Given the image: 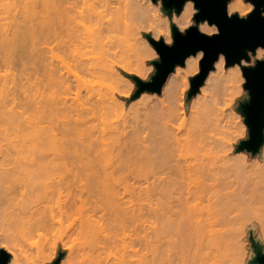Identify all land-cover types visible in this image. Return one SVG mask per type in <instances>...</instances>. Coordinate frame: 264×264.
Instances as JSON below:
<instances>
[{"label":"bare ground","instance_id":"6f19581e","mask_svg":"<svg viewBox=\"0 0 264 264\" xmlns=\"http://www.w3.org/2000/svg\"><path fill=\"white\" fill-rule=\"evenodd\" d=\"M7 1H9V6H13L12 8L15 9L16 13L11 18H8L9 13L5 14L8 17L4 21L0 9V68L4 65L5 68L8 67V70L9 67L13 68L20 64V66L22 65L20 67L21 71L25 68L23 70L25 75L29 69L37 71L36 73L42 70L44 74H48L51 83L60 84L67 92L71 89L70 74L74 76L77 82L85 76H98L106 81V85L111 87L113 91L116 88L121 93L127 92L122 86L130 84V80L121 75L117 68H121L124 70L123 72L136 74L143 79L149 73L145 63L146 58L149 53H155L154 47L146 38L142 37V34L150 32L153 38L158 39L161 37L165 43H171V24L183 31L192 23L191 15L195 10L192 0H185L181 10L179 12L173 11L170 15L165 12L163 7L161 8L160 0ZM249 2L228 0L227 12L230 14L236 11L238 15L243 16L252 7ZM197 26L201 31L207 33L217 31L215 24H209L205 20L199 21ZM263 51L264 47L258 46L255 49V57H260L264 53ZM201 53L202 51L198 50L195 54H189L186 56L183 65L176 64L174 69L168 73L161 87L160 105H153V102H149V99H146L145 96L141 98L144 109L140 113L144 117L145 129L150 126L151 112L154 111L155 113L157 111L155 113L156 121L154 118L156 122L154 133L157 135H153L154 143H151V145L153 152L160 150L154 152V155L150 152L152 150L149 144L152 138L150 141L148 139L150 137L147 138L150 129H147V134L142 137L143 139L140 138V145L137 144L149 161V168L151 167L149 172L139 168L142 165L138 166L141 162L138 161L140 159L136 160V163L135 160H132L135 157H131L129 162L128 160L125 161L126 149L122 151L121 148H116L118 153L115 151L114 146L112 148L110 146L108 150L100 146L101 149L97 145L100 144L101 138L100 140L97 139L99 140L97 144L95 141L94 144L83 137L81 140L84 143L79 140L78 120L79 116L82 115L81 112L85 110L82 109L83 107L67 106L66 101L61 98L55 100L52 97L45 101V104L41 107V113L34 117H26L15 110L11 111L4 122L6 125L13 127L17 139L11 148H5L9 163L7 168L0 170V226L2 227L0 228V235L5 232L6 225H8L9 230L11 228L10 234L5 232L9 241L8 245L0 247L9 254L5 264H34L36 258L46 257L47 244L51 243L52 245L57 240L55 238L54 241L53 238L49 240L46 234L51 233L56 236V230L60 227L57 228V226L61 225L62 216L73 211V209L86 210L85 217L76 219L77 221L72 226V232H76L83 239L79 244H76L71 236L70 239L66 236V239L59 237V239H62L61 246L67 251L66 256H63L64 259L63 257L60 258L59 263L63 259L60 264H122L123 262H129V259L124 257L113 260L107 255V250L119 249L120 246L121 249L126 251L127 246H129L128 248H133L134 245L143 247L151 240L147 235H143L140 229L146 223V212L142 207L134 208L135 210L126 208L127 201L124 199L127 196L148 201L151 199L160 200L159 208L150 207L149 213L151 215H148L149 218H155V220L163 222L178 232L189 234L199 228L206 227L208 223L211 225L214 223L215 225L220 216L219 213L216 212L207 216L196 214L189 210L190 204L196 198H212L215 195L218 196L217 200L220 202L219 200L225 194L220 195L222 198L219 199L220 196L216 192L219 191L217 193H220L222 188L219 189L220 186L216 187L215 184L218 180L224 178L225 172L233 165L238 166L239 205L245 197L243 202H246L249 209L254 210V213L257 211L256 213L262 218L264 217V142L259 148L258 154L260 155L253 159L248 154L240 152L242 150H238V157H230L233 159L232 164H230L228 163L230 160H227L228 155L223 154V166L218 168L205 166L203 169L206 170L203 171V177L202 175H197L202 178L196 176L197 179L199 178L196 185L186 182V179L191 177L193 170L182 164L183 161L175 160L177 154L175 156L174 146L177 145L179 140L181 142L180 135L178 136V133H176L178 128L175 125L181 117L180 108L183 107V103H180V101L185 97L184 93L189 85V76L198 71V59L201 57ZM252 59L254 60V58ZM245 63H248V61L242 58L240 62L225 64L222 53L214 61L213 68L208 71L203 83L199 86V90L194 94L195 96L198 93L197 96L206 101L208 89L222 81L224 84L223 96L221 101H211L209 103L208 108L211 114L214 111H220L217 106L227 100L226 97L230 98L240 90L241 82L244 79L241 66ZM178 65L183 67H178ZM64 70L67 71V76L62 72ZM57 72L60 76H57ZM15 81L17 80L15 79L14 83ZM15 84L18 87L21 83ZM15 86L10 88V92L14 94V101L17 98L21 102L23 100L29 101L31 98L30 92L22 91L24 96L19 95L20 97H18L14 92L21 89L22 85L17 89H15ZM35 91V95L43 93L38 86ZM178 91L181 92L180 95ZM128 92L130 91L128 90ZM111 98L113 99L109 101V104L116 107L119 103H117L118 100L112 96ZM97 99L99 101V96ZM166 99L168 102H166ZM1 122L2 117L0 114V126ZM109 129H112L109 131L110 134L113 133L114 135L116 132V134L120 133L116 131L117 129L122 128ZM113 129H115V133L111 132L114 131ZM136 132L138 131L135 130L134 133ZM125 137L127 136L125 135ZM130 141L133 142L134 140ZM1 142L2 138L0 137V149H2ZM137 145L136 148H138ZM179 150L181 151V149ZM88 153L90 156L93 153L92 158L96 156L95 159H97L98 154L102 158L98 155V161L94 159L90 161L91 158L86 157ZM83 154L84 156H81ZM82 157L88 158L89 161H87L88 159L87 162L82 160ZM93 160L94 163L97 161L95 164L99 162V166L91 164ZM79 161H83L84 164ZM112 164L114 165L112 166ZM197 171L199 172V170ZM197 171H194L193 174H198ZM116 173L119 176H116ZM129 178H133L134 182H129ZM135 184H139V186L135 187ZM120 188L122 193L126 194H119L121 192ZM100 191L101 193L105 192L108 198L115 201V212L108 214L106 218L105 215L98 217L96 213ZM128 193L129 195H127ZM221 207L224 208V205ZM241 208L243 209L242 206ZM217 215L218 217H216ZM67 217L71 218V216ZM215 218L216 220H213ZM104 219L109 223L115 222L123 232L128 226L132 227L131 231L134 237L131 239L132 241L127 242L125 240L128 238L126 233L120 239L121 243L117 240V237L100 238L98 227L102 228L99 224ZM219 219H222V216ZM261 221L263 219H260V223ZM10 222L13 224L17 222L14 225L16 230L10 227L13 226ZM18 224L21 225V230ZM262 225L261 227H263ZM12 228L15 232L12 231ZM35 229L36 232L40 230L38 232L39 239L41 237L46 239H42V242L40 240L31 242L30 245L35 250L30 248L33 250L28 251L25 245L29 243L31 233ZM218 237L216 238L218 239ZM178 247L183 250L185 241L182 240ZM54 254L55 251L52 250V256ZM129 264H132V262L130 261Z\"/></svg>","mask_w":264,"mask_h":264},{"label":"rangeland","instance_id":"374dc122","mask_svg":"<svg viewBox=\"0 0 264 264\" xmlns=\"http://www.w3.org/2000/svg\"><path fill=\"white\" fill-rule=\"evenodd\" d=\"M6 1L7 0H1V2H0V4H1L0 9H1V12L3 15L2 18H4V21L7 20L6 18L8 16H9L8 18H11V16L16 13L15 9L12 8L13 6H11V5H10L11 7L9 6V1H7V2ZM244 1L249 2L248 0H244ZM249 3H251V2H249ZM161 8H162V1H161ZM252 8H253V4H252L251 9ZM195 10H197V9L195 8ZM195 10H194V12H195ZM10 12H11V14H10ZM194 12L191 15V18H192L191 24L195 23L194 19H193ZM233 12H236V11H233ZM5 14H8V16H6ZM164 14H166V13H164ZM246 14L247 13H245V15ZM202 32H205V31H202ZM146 33H149L150 35H151V33L150 32H144L142 34V37L147 39V37L145 36ZM205 33H207V32H205ZM148 42L150 43L149 40H148ZM151 46H152V44H151ZM201 55H202V53H201ZM249 56H250L249 60H247L248 63H245V64H253L255 62V58H260V57L263 58L264 53H262V55L260 57H255V53H251L249 51ZM24 57H26V56H24ZM22 58H23V56H22ZM157 58H158V53L156 52V50H155V53H149L148 54L145 63H146V67H147L149 73H148L147 77H145L146 79L143 78V80L149 79L151 74L154 73L155 67H154V64L152 63V60L157 59ZM200 58L198 59V67H199ZM252 58H254V60ZM23 59H25V58H23ZM26 59H27V57H26ZM251 59H252V62H251ZM21 66H20V64H18L16 67H13V68L9 67L8 70H7L8 67L5 68L4 65L0 68V114L2 117V122H1V126H0V137L2 138V142H1L2 149H0V170L7 168L8 167L7 164L9 163L8 154L6 153L5 148H11L14 145L15 140L17 139L15 136V132L13 130V127L10 125H6V123L4 122V119L10 115L12 110L20 112L26 117L27 116L28 117H34V116L38 115L39 113H41V109H42L41 107L43 106V104H45V101L49 100L50 98L53 97L55 100H58L59 98H61L63 101H66L67 106H71V107L80 106L81 108L83 107L82 109H85V110H83L84 113L81 112L82 115L80 114L81 117L79 116V120H78V127H79L78 128L79 129L78 135L80 138V139L78 138L79 140H81V138L83 137L84 139L86 138L89 141H92L93 143L95 141V143L97 144L101 138V140L99 141L100 144L99 143L97 144L99 146V148L102 147V148H106V150H108L110 146H111V148L114 146L115 151H116V148H118V149L121 148L122 151L126 149L125 151H127V152H125L124 160L125 161L128 160V162H129V160H131V157H135L134 159L132 158V160H135V163H136L137 162L136 160L140 159L138 161H141V162H139L138 166L140 164H142L143 166L140 165L139 168L146 170V172L148 170V172H149V169L151 168V167L149 168V165H148L149 161H148V159H146V156L142 153V149L138 145H140L139 144L140 138L143 139L142 137L145 134H147V129L148 130L150 129L148 131V136H147V138L150 137V138H148L149 141L153 137V135H157L154 133V128L156 127L155 121L157 118V117L155 118V116H156L155 113H157V111H155V113H154V111L151 112V115H150L151 119H149V125L150 126L149 127L146 126L147 128L145 129L144 125H146V124L144 122L143 114H141L143 109H144L142 107L143 102H142L141 98L145 96L146 99H149V102H151V103L153 102V105H157V104L160 105V103H161L160 102V94L162 93L161 90H160V92L144 90V91H142L143 93L140 96L138 95L139 97L136 96V97L132 98V94L136 88L135 81L132 78L133 73L132 74L127 73L126 71L123 72L124 70H122L121 68L118 67L117 68L118 72L121 75L129 78V80H130V84H124V86L121 85L125 91H127V92H128V90L130 91L128 93L127 92L121 93L116 88H114L116 91L115 90L113 91V89L111 87H108L106 85V81H103L101 77L85 76V77H82L81 80L77 82V81H75V78L72 74L69 75V77L71 79V89L67 92L66 89L64 87H62L60 84L51 83V81L49 80V76H47L48 74L47 73L44 74V71L39 70L38 73H36L37 71L35 72L32 70L33 71L32 72L29 69L30 70V73H29L28 68H26V70H28V73L26 71V75H25V73H24L25 71L23 72V70L25 68H23V70L21 71V68H20ZM178 67H183V66L178 65ZM198 71H199V68H198ZM62 72L66 76L68 75L66 70H64ZM23 73H24V75H23ZM194 74H196V73H194ZM194 74L190 75L189 78L191 76H193ZM133 75H136V74H133ZM57 76H60L59 72H57ZM136 76H138V75H136ZM21 77H23V78H21ZM139 78H141V77H139ZM15 79L17 80V81H15V83H17V84L21 83V84H19V86L17 85L18 87L15 86L16 85L14 83ZM243 81H244V79H243ZM243 81L241 82V85H240L241 87L239 90L241 92L237 91L234 96H232L230 98L226 97L227 100H224L221 104H219L217 106L220 108V111H218V112L214 111L212 114L209 112L208 106H209V103H211V101H215V102L221 101V98L223 96L222 91H223V85H224L222 83V81L220 83H216V84L212 85L208 89V91L206 93V101L202 100L199 96H197L198 93L195 96L193 94L192 95L193 97L192 98L189 97L190 99H188L187 90L189 89V85H190V81H189V85H188V87L184 93L185 97H183V99H181V101H180V103H183V107L180 108L181 117H180L179 121H177V123L175 124L176 127L178 128L176 133H178V136L180 135L181 142H179L180 141L179 140L177 145L174 144V145H176V146H174V148H175L174 150L176 152L173 150L175 152L174 153L175 156L177 154V156L179 158L178 159L176 156L175 160L177 159L179 161H183V162H181L182 164H185L191 170H193V172L191 173V177L186 179V182L191 183L193 185H196L199 181V178H202L204 175L203 171L206 169H203V168L205 166H208L211 168L222 167L223 163H224V160L222 157L223 154H227L228 155L227 158L228 157L229 158L230 157L235 158L236 156L238 157V152H237L238 150L236 151L235 147L241 139H245L248 137V128H247V125L245 124V122L243 120L244 117L240 113V111L237 109L239 101L248 97L247 90L243 87ZM22 83H25L27 87L24 86L25 84L23 85ZM13 85L15 86V89L20 88L21 87L20 85H22V87H23V88L21 87V89H19V90L14 89L15 90L14 93H16V95H18V97L24 96L23 95L24 92L22 94V91L30 92V96H31L30 100L27 102L25 100H23L21 102L20 99L17 98V100L14 101V94L10 92V90H11L10 88L11 87L14 88ZM37 86L43 92L41 95H38V94L35 95V92H36L35 88H37ZM88 92H90V93H88ZM178 92L180 95L181 92L180 91H178ZM91 93H92V96H91ZM99 93H101V94L99 95ZM98 96L101 100H103L104 98L107 100L104 99L103 101H101L99 99V101H98V99H97ZM111 96L115 97V99L118 100L117 103L119 102L116 107L113 106L112 104H109V101L113 99V98H111ZM167 99H166V102L169 101V99H168V101H167ZM86 101H88V102H86ZM154 101L157 103H155ZM101 102H103V103H101ZM84 106H86V107H84ZM88 106H91V107H88ZM93 110H94V112H93ZM83 116H84V118H83ZM154 118H155V121H154ZM109 128H116V129L122 128V129L116 130V131L120 132L118 134H116L117 132L115 131V129H113L114 131H111V132H114V133L116 132L113 135V133L110 134L109 131L112 129H109ZM80 130H81V132H80ZM133 130L134 131L136 130L138 132L134 133ZM144 130L146 131V133ZM175 131H176V129H175ZM107 132H109V133H107ZM136 134H138V135H136ZM141 134H142V136H141ZM151 134H152V136H151ZM87 135H88V137H87ZM125 135L127 137H125ZM136 136H138V137H136ZM119 137L121 138V140ZM131 137L134 140L133 142L130 141V140H132V139H130ZM97 139H99V140H97ZM103 139H105V140H103ZM110 139H111V141H110ZM152 140H153V138L151 139L149 145H151V143H154V140H153V142H152ZM80 144H81V142H80ZM106 145H108V146H106ZM117 145H118V147H117ZM136 145L139 149L136 148ZM83 146H84V144H83ZM150 147L152 150L150 152L153 153V155H154V152H156V151L158 152L160 150L158 148L159 150H155L153 152L152 145ZM134 148L136 150H133ZM179 149H181V151ZM106 150H104V151H106ZM240 152L248 154L251 159L260 155V154H258L259 150L252 153L250 150L242 149V151H240ZM132 154H134V155H132ZM88 155H89V153H88ZM88 155H86V157H88L89 159L91 158L90 161L92 159L98 161V157L100 156V154H98L99 156L97 154H95V155H97V159H95L96 156H94V158H92L93 153L91 154L92 156H90V155L88 156ZM113 155L116 157L115 154H113ZM172 155H173V153H172ZM81 156H84V154ZM81 156L79 157L80 160H81ZM83 158L84 157H82V160H84V161H86L88 159V158L87 159L86 158L83 159ZM100 158H102V157L100 156ZM227 158H225V159H227ZM229 158L227 159V160H230V162L228 161V163L232 164L231 162L233 159H231V158L229 159ZM89 159L87 161H89ZM94 160L92 161L93 163L91 162V164H93V165L97 162V161H95V163H94ZM79 162L84 164L83 161H79ZM131 163H133V162L131 161ZM135 163H133V164H135ZM98 164H99V162L95 165L99 166ZM113 165L114 164H112V166ZM237 167L233 165L232 168H229L225 172L224 178H222L221 180H218L215 184L216 187L220 186L219 189L222 188L220 190V193H217V192H219V191H217L216 194H218L219 196L220 195L223 196L225 194L223 196V198L221 196L219 197V199L222 198L221 200H219L220 202H218V200H217L218 196L216 197V195H215V197H212V198H208V197L202 198L201 197V198H196L195 200L191 201L190 208H189V210L191 212L196 213V214H203L205 216H207L208 214H212V213L214 214L217 212L220 214V216L219 217H218V215L216 216V217H218L217 222L219 220L218 223L213 221V222H215V225L212 222L211 223L213 225L208 223V225L206 227L199 228L197 231H192L189 234L187 232L175 231V230L171 229L170 226L165 225L163 222H161L157 219L155 220V218H153V219L149 218L148 215H151L149 213L150 207L159 208L160 200L158 201L156 199H151L148 201V200H144V199L143 200L138 199L137 197H133V198H129L130 196L125 197L124 200L127 201V203L125 205L126 208H128L129 210H135L138 207H142V209L146 212V215H147L146 223L143 224L140 229L142 231V234L147 235L149 237V239L151 240V242L147 243L143 247H138V246L134 245L133 248H128L129 246H127L126 251H125V249H121V247L119 246V249L107 250V255L110 258H112L113 260L116 258L124 257L126 259H129V262L131 261L132 264H136V262H137V264H142V263L143 264H252V263L248 262V260L254 255V251H253V247L251 245V240H250L249 235L252 234V236L263 245V251H264V230H263L264 217L262 218V216H260L258 213H256L257 212L256 210H255L256 212L254 213V210H252L253 211L252 212L249 209V207L246 205V202L245 203L243 202L245 200V197L244 198L242 197L243 201L240 200L243 204L241 203V205H239V203H238V168ZM197 170H199V172ZM194 171L195 172L197 171L198 174L197 173H195L196 175L193 174ZM197 175H199V176L202 175V177H199ZM116 176H119V174L116 173ZM196 176L199 178L197 179ZM129 179H130L129 182H134L133 178H129ZM134 186L138 187L139 184H135ZM119 190L121 191L119 194H121L122 189L120 188ZM100 193H101V191H100ZM124 194H126V193H124ZM124 194L122 193L121 195H124ZM127 195H129V193ZM246 197H247V195H246ZM228 199L231 201H229ZM223 205H224V208L221 207ZM241 206L243 207V209L241 208ZM115 209H116L115 201H113L112 198H108V196L106 195L105 192H102L100 194L99 202L97 203V211H96L97 216L101 217L102 215H105V218H106V217H108V214L115 212L114 211ZM74 211H76V212H74ZM78 211L79 210H77V209H75V210L73 209V211H70L69 213L65 214L66 216L65 215L62 216L63 217L62 221H61L62 226L61 225L57 226V228L59 226L60 227L58 228L59 231L56 230V233H55L56 236H53L51 233L46 234L49 237L48 238L49 240L53 238V241H54V238H55L58 240V242L56 240L55 243L52 244L53 246L51 245V243H48L47 244L48 246L46 247V250H47L46 251V257L36 258L34 264H51V262L54 259H56L59 254H61V257H63V256L65 257L67 254V251L65 248H63L61 246L62 245L61 243H62V239H66V237L68 239H70V236H71V239L73 237L74 239H72V240L74 242H76V244L77 243L79 244L81 242V240L83 238L78 236V234L76 232H72L73 231L72 226L74 225V222H76L78 220V218L82 219L85 217L86 210L83 209L82 211H79V212ZM72 214H74V215H72ZM67 216H69V217L71 216V218H68ZM221 216H222V219H219V218H221ZM240 218H242V219H240ZM260 219H263V221H261V223H260ZM213 220H216V218ZM72 222H73V224H72ZM7 223H9V221H7ZM243 223H245V224H243ZM11 224L13 226H10V224H9V226L14 228V225L17 224V222L14 224L13 223H11ZM260 224L261 225L263 224L262 225L263 227H261ZM99 225L102 226V228L98 227V235L100 238L117 237V240L120 242L121 241L120 239L123 238L124 233L128 234V238L125 239L127 242L132 241L131 239L134 238L132 236L133 232L131 231L132 227L128 226L126 228L125 232H123L121 227L119 225H117L115 222L109 223L105 219H104V221H100ZM18 227L21 230L20 224H18ZM0 228H2V227L0 226ZM4 228H5V226L3 227V229ZM6 228H8V225H6ZM6 228L4 229L5 232L7 234H10L11 228H10V230H9V228L8 229H6ZM13 228H12V231H14ZM12 231H11V233H12ZM39 231L40 230H38V232ZM218 231L219 232L221 231L222 233L221 232L220 233L222 235ZM5 232H3V235H0V247L8 245V243H9V241L6 237L7 234ZM17 232H19V231L17 230ZM35 232H36V229H35V231L34 230L32 231L30 239H29L30 241H29V243H26V245H25V248L26 249L28 248V251H30V250L32 251L34 249L30 245L31 242H37L38 240H40V242H42L41 241L42 239H46V238H42L41 236H40L41 238L39 239V236H38L39 233L36 232L37 233L36 234ZM66 232H68V233H66ZM17 234H19V233H17ZM59 234H61V235L59 236ZM220 236H222V237H220ZM59 237H61L62 239L61 238L59 239ZM216 237H218V239ZM5 239H7V240H5ZM75 239H78V240H75ZM182 240L185 241V248L183 250H180L178 245L180 244V242ZM30 248H33V249H30ZM52 250L55 251V254L53 256H52ZM64 257H63V259H64ZM59 260H58L57 264H60L62 262V260H61V262L59 263ZM139 261H141V263H139ZM129 262H125V263L123 262L122 264H129ZM98 264H100V263H98Z\"/></svg>","mask_w":264,"mask_h":264},{"label":"water","instance_id":"95a60500","mask_svg":"<svg viewBox=\"0 0 264 264\" xmlns=\"http://www.w3.org/2000/svg\"><path fill=\"white\" fill-rule=\"evenodd\" d=\"M165 12H179L185 0H161ZM197 9L193 14L194 24L184 31L171 24L172 42L165 43L163 38H153L149 33L145 36L150 41L158 58L153 59L155 71L150 78L143 80L132 75L136 88L132 98L142 91L160 92L168 73L176 64L183 65L186 56L202 51L199 60V71L189 78L190 85L187 97H191L199 90L208 71L213 68L214 61L222 53L225 64L240 62L242 58L249 60V51L255 53L258 46L264 47V0H249L253 8L243 16L237 12H227L228 0H192ZM205 20L215 24L217 31L205 33L198 29L197 23ZM241 71L244 76L243 87L248 97L239 101L237 109L243 115L248 128V137L241 139L235 150H250L252 153L259 150L264 142V56L255 58L253 64H243ZM254 255L249 263L264 264L263 245L252 234L249 235ZM9 254L0 248V264L7 262ZM61 254L51 264H57Z\"/></svg>","mask_w":264,"mask_h":264}]
</instances>
